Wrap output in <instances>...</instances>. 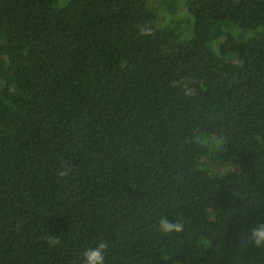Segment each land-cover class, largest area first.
<instances>
[{"label":"trees","instance_id":"trees-1","mask_svg":"<svg viewBox=\"0 0 264 264\" xmlns=\"http://www.w3.org/2000/svg\"><path fill=\"white\" fill-rule=\"evenodd\" d=\"M261 223L264 0H0V264H264Z\"/></svg>","mask_w":264,"mask_h":264},{"label":"clouds","instance_id":"clouds-1","mask_svg":"<svg viewBox=\"0 0 264 264\" xmlns=\"http://www.w3.org/2000/svg\"><path fill=\"white\" fill-rule=\"evenodd\" d=\"M142 35L150 34V30L142 29ZM191 89H188L185 85V95H190ZM61 177L67 175V171H60L58 173ZM159 231L162 234H171L173 232L179 234L183 231L184 224L181 220L170 222L167 217L162 216L159 221ZM249 239L252 240L253 244L259 248L264 246V223L258 224L249 230ZM47 241L51 247H55L61 243L59 236L49 235ZM107 241H100L98 246L95 248H87L82 254L81 258L83 264H104L105 257L104 253L107 251Z\"/></svg>","mask_w":264,"mask_h":264},{"label":"rangeland","instance_id":"rangeland-1","mask_svg":"<svg viewBox=\"0 0 264 264\" xmlns=\"http://www.w3.org/2000/svg\"><path fill=\"white\" fill-rule=\"evenodd\" d=\"M167 12H165L164 10H161L160 13V21L161 22H165L168 18H167ZM216 47L219 49V51L226 57V61L223 64V67L226 70H229L230 67L232 66L233 63H235V58L233 55H231V51L233 49V41H217L215 42ZM250 86L252 88H255L254 84H250Z\"/></svg>","mask_w":264,"mask_h":264}]
</instances>
